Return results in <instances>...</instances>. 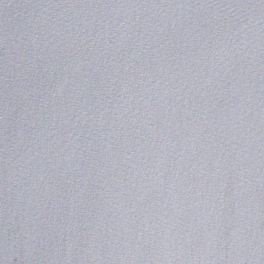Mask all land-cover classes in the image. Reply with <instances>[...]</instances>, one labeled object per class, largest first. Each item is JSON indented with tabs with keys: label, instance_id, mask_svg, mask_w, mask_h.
I'll return each mask as SVG.
<instances>
[{
	"label": "water",
	"instance_id": "obj_1",
	"mask_svg": "<svg viewBox=\"0 0 264 264\" xmlns=\"http://www.w3.org/2000/svg\"><path fill=\"white\" fill-rule=\"evenodd\" d=\"M0 264H264V0H0Z\"/></svg>",
	"mask_w": 264,
	"mask_h": 264
}]
</instances>
